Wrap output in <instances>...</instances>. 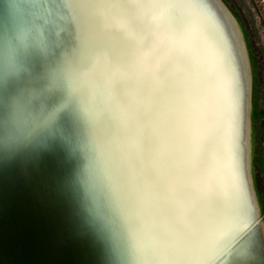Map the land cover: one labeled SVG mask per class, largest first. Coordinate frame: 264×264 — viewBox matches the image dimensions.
I'll list each match as a JSON object with an SVG mask.
<instances>
[{"label":"rangeland","instance_id":"1","mask_svg":"<svg viewBox=\"0 0 264 264\" xmlns=\"http://www.w3.org/2000/svg\"><path fill=\"white\" fill-rule=\"evenodd\" d=\"M226 49L243 73L244 137L225 118ZM0 51L1 87L8 78L20 84L0 111V128L14 114L19 119L21 96L31 112L47 115L62 105L58 114L68 120L77 107L90 134L75 153L70 143H37L22 176L5 177L0 264L74 261L71 248L94 240L77 231L97 224L94 215L101 220L102 197L142 180L141 167L155 161L146 157L157 155L163 137H189L195 149L219 152L236 180L244 154L253 214L247 241H264V0H0ZM240 183L239 176L243 196ZM202 206L198 212L209 217ZM182 219L174 247H160L148 264H175V249L183 255L190 236L212 221Z\"/></svg>","mask_w":264,"mask_h":264},{"label":"water","instance_id":"2","mask_svg":"<svg viewBox=\"0 0 264 264\" xmlns=\"http://www.w3.org/2000/svg\"><path fill=\"white\" fill-rule=\"evenodd\" d=\"M228 53L230 52L226 49L225 59H223L226 69V86H228V91L230 93L227 97L228 114L226 113L225 118L227 119V123L229 120L235 121L234 132L236 137H244L243 109L245 108L243 106L244 93L241 84L243 83V73L238 60H236L235 57L230 58L229 56L228 58ZM1 57L2 52L0 51V58ZM7 81L9 82H4L5 91L8 92L7 96L2 92L4 87H1L0 84V111H3V108L6 109L8 104L12 103L14 97H17L15 95L17 93L15 88L17 85H20L17 83V79L14 80L8 78ZM229 96L231 97V103L229 101ZM16 104H18L19 107V113L17 115L19 119H15L16 114H14L12 116V119L14 120L1 126L0 128V186L2 188L8 182H6L5 177L8 178L9 173H16V171H18L17 173H20V176H22L25 168H28L27 159L31 156L30 154L34 150L37 143H41L40 147H44L45 149L50 147V142L53 143V146L55 143H60L61 145L62 143L67 145L70 143L69 152L75 153L77 151L76 147L78 148L79 141L84 143L86 142L87 137H90V134L81 127V124L77 120V107H75L74 114L70 116V119L68 120L65 119V115L61 116L63 113L58 114L57 110H59L62 105H58L54 110H50L48 114L45 115L41 114V112L36 113V110L31 112L30 109L32 108L27 107L24 97L18 96ZM81 108L82 107H79V111ZM82 120L83 118L81 117L80 122ZM228 125H230V123H228ZM23 129L26 130L24 133L22 132ZM187 138L184 140L182 137H163V139L159 140L160 149L157 150V155H151V152L149 151V155L146 157H156V164L153 159L144 161L145 163H143V167H141L142 180L140 182L132 180L130 183H126L127 187L121 188L122 190H125V192L111 191L107 195L108 197H102L101 202L104 214L102 215L101 220L97 221L94 215L92 216V219H94L97 224H89V229L87 231L83 229L77 231V236L81 238H85L87 236L86 233H88V236L94 238L93 242L87 245H85L84 242L85 248H82L84 251H82V253L80 251V254L76 249H74L72 254L74 261H69L67 260V257L63 256V259H60V261L56 263L71 264L72 262H78L80 257H86V260L100 261L102 264H115L117 260L116 243L118 241L119 244H125L126 238L124 236H120V233L122 231V233H124L126 229V223L124 220L131 217L133 214H140V209L138 210L136 208L140 207L137 199H146L149 197L155 198L156 200L157 197L163 196L164 188L168 187V185H166L169 180L168 177H173L174 175L173 171L168 169V165L169 161L174 160L173 155L175 154L178 156L177 160H179V162L181 161L179 163V166L182 167L181 181L187 180V175L183 172L185 169H188L187 167H190V164L188 163L189 160H193L191 164L196 167V173L194 175L195 179L201 182L202 190H205L206 187L208 192L210 191L212 193L213 196L211 197L220 199L223 198V201L225 200V203L221 205L222 210L228 207L230 210L236 209V202L239 197L240 200L243 199V203L245 205L249 206V212L251 214L250 203L248 202V197L246 195L244 154L242 152L240 155L238 154V164L236 163L241 180L240 184H242V196L240 195L239 189H237L239 186V176L237 177L238 180H236V177L232 176L233 174L229 175V168L225 164L223 156L219 152L212 149H195L192 145L193 140L190 141V138ZM202 140L204 141V139ZM239 142H241V139H239ZM84 145H87V143ZM206 151L210 153V156H200ZM191 157L193 158L191 159ZM178 176L179 173H176V177ZM171 180H173V178ZM129 184H131V186ZM111 185V189L118 188L116 182L111 183ZM101 188L105 190L107 189L103 185L100 189ZM136 194L139 196H136ZM215 208L216 209H214L213 206L211 210L213 212H217L219 209L218 206ZM98 222L102 225V228H98L101 227L98 225ZM250 229L251 228L249 227L238 241L248 235L250 233ZM232 247L233 245L212 264H215L224 258L225 254L231 250ZM75 254H77V258L74 256Z\"/></svg>","mask_w":264,"mask_h":264},{"label":"crops","instance_id":"3","mask_svg":"<svg viewBox=\"0 0 264 264\" xmlns=\"http://www.w3.org/2000/svg\"><path fill=\"white\" fill-rule=\"evenodd\" d=\"M173 158V161H169L168 169L172 170L174 175L173 177H168L170 181H167L166 185L168 187L164 188L163 196L157 197L156 200L149 197L137 199L140 207L136 208L140 209V214H133L124 220L126 229L124 233H122L123 231L120 233V236L126 238L125 244H119L117 241V260L115 264H148L153 257L155 258L157 251H163L160 250V247L169 251L170 247L174 245L175 230L178 232V227L175 225L180 223L179 219L183 217L184 219L181 221L185 222H193L195 218L209 219L212 220L211 224H208L211 226L209 229L206 227L199 229V234L195 237L194 235L190 236V246L183 247V255L180 254L181 251L178 253L179 250L176 248L177 244H175V257L170 255V252L166 259L172 260L174 257L175 264H212L233 245L224 258H220L221 260L215 264H264L263 240L260 241L258 237L257 245L250 247V241H247L249 233L238 241L250 227V220L253 217L252 213L250 217L247 215L243 199L237 198L236 209L230 210L228 207L222 210L221 205L225 203L223 198L211 197L213 195L210 191L208 192L205 189L203 192L201 190V182L196 180L194 176L196 167L191 164L193 160H189L190 167H187L188 169L183 172L184 174L186 173L187 180L190 178L188 183L187 180L181 181L182 167L179 166L181 161L177 160L178 156L176 154L173 155ZM176 173H179L178 177H176ZM172 178L173 180H171ZM197 186L200 193L188 192V187L196 191ZM206 192H208V196ZM201 206L205 207L206 210L207 208L209 209V217L204 212H198ZM213 206L214 209L218 206L217 212L211 210ZM189 207L192 208V212H188L191 211ZM184 210H186V213H184ZM151 233L153 237H151ZM158 236L159 241L162 243L161 246L156 240ZM83 247L85 248V246L79 245L72 248L73 250L76 249L80 254V251L81 253L84 251L82 250ZM79 259L78 262H72L71 264H102L100 261L86 260V257H80Z\"/></svg>","mask_w":264,"mask_h":264}]
</instances>
